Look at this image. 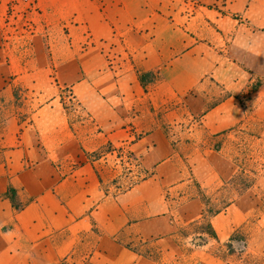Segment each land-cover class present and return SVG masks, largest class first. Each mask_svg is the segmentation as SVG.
<instances>
[{
  "label": "crops",
  "instance_id": "1",
  "mask_svg": "<svg viewBox=\"0 0 264 264\" xmlns=\"http://www.w3.org/2000/svg\"><path fill=\"white\" fill-rule=\"evenodd\" d=\"M8 1L0 0V18ZM37 1L52 20L66 23L69 41L63 53L49 56L40 29L32 36L33 56L6 55L0 61L2 78L10 75L5 71L9 64L22 62L25 67L20 80L31 79L35 85L44 79L53 90L46 102L35 108L28 126L10 115L1 122L0 231L8 223L9 232L4 236L9 242L0 244V264H58L62 259L69 264H182L186 252L179 234L182 228L201 225L205 204L198 196L178 204L171 200L184 197L191 180L205 192L219 190L229 170L216 168L201 152L190 154L188 164L178 170L167 139L159 130L152 132L140 75L157 71L165 60L158 42H147L143 28L133 26V17L166 12L154 10L150 0ZM135 36L139 37L137 43ZM117 43L122 51L112 49ZM107 49L115 52L111 61ZM52 80L58 86L53 87ZM67 86L105 133L92 129L80 137L72 130L57 94ZM131 130L139 133V138H133ZM124 141L152 176L117 194L104 192L91 164L71 168L64 175L50 163V158L84 160L85 152ZM9 186L18 192L16 205L2 197ZM231 210L227 205L208 218L216 234L211 238L214 242H223L232 231ZM57 231L65 232L59 243L51 235ZM134 240L154 244L159 250L157 258L129 248L127 242ZM40 246L44 251H35ZM86 246L89 251L76 250ZM198 256L200 264L209 260L220 264L211 251H198Z\"/></svg>",
  "mask_w": 264,
  "mask_h": 264
},
{
  "label": "rangeland",
  "instance_id": "2",
  "mask_svg": "<svg viewBox=\"0 0 264 264\" xmlns=\"http://www.w3.org/2000/svg\"><path fill=\"white\" fill-rule=\"evenodd\" d=\"M148 3L154 10L166 12L133 17V26L145 29L142 31L147 42H158L165 60L160 69L148 72L154 75L153 82L143 83L148 99L145 112L153 121L152 132L159 130L167 139L178 170L188 164L187 159L194 152H201L216 168L229 170L219 190L205 192L191 180L184 197L173 196L171 201L175 204L191 196H198L205 204L201 225L182 228L179 234L182 251L186 252L182 264H200L198 251L202 250L216 254L220 264H264V0ZM49 27L51 31H47ZM40 29L48 55L63 53L69 41L65 22L52 20L37 0H9L0 18V61L6 55L33 56L32 36ZM138 38L135 36L133 41L137 43ZM117 45L112 49L122 51L120 43ZM107 50V59L111 61L115 52ZM1 66L0 62V73ZM24 67L22 62L9 64L5 70L10 74L8 78L0 76V148L4 117L10 115L20 125L28 126L35 108L53 92L44 79L37 80L35 85L31 79L20 80ZM51 83L53 87L59 84L55 80ZM2 88L8 90L4 92ZM72 89L67 86L57 90L72 130L80 137L89 135L92 129L105 133L103 125L95 124V118L86 112ZM131 134L139 138V133L131 130ZM83 157L84 160L74 161L50 158V163L64 175L71 168L91 164L104 192L112 194L152 176L129 149L128 141L106 143L96 151L85 152ZM5 193L2 197L8 198ZM16 194L18 204L17 190ZM227 205L232 206V231L223 242H214L212 235L204 232H213L208 218ZM7 227L8 223H4V231H0L1 245L9 242L4 236L9 232ZM52 234L59 243L65 232ZM234 234L242 235L246 244L234 242V252H230L227 243ZM127 246L153 258H157L159 251L154 244L140 240L129 241ZM89 249L86 246L76 250ZM35 251L44 250L40 246ZM58 262L69 264L64 259ZM206 264L218 263L209 260Z\"/></svg>",
  "mask_w": 264,
  "mask_h": 264
},
{
  "label": "trees",
  "instance_id": "3",
  "mask_svg": "<svg viewBox=\"0 0 264 264\" xmlns=\"http://www.w3.org/2000/svg\"><path fill=\"white\" fill-rule=\"evenodd\" d=\"M153 76L154 75L152 73H144V74H141L140 75V81L142 83H144L145 81L153 80L154 79ZM5 195L9 198V200H10V202H11L12 205H16L17 204V202H18V200H17V194H16V190L14 188H9L8 191L5 193ZM197 226H200V224L199 225H196L195 227H197ZM204 232L210 233L212 235V237H216V234H215L214 231L213 232L212 231L211 232L204 231ZM234 242H243L244 244H246V241L242 237V235H240V234H234V235L230 236L229 241L227 243V247L230 250V252H234V247H233L234 246ZM180 245H181V243H180Z\"/></svg>",
  "mask_w": 264,
  "mask_h": 264
},
{
  "label": "built area",
  "instance_id": "4",
  "mask_svg": "<svg viewBox=\"0 0 264 264\" xmlns=\"http://www.w3.org/2000/svg\"><path fill=\"white\" fill-rule=\"evenodd\" d=\"M15 1H27V2H34L35 0H15Z\"/></svg>",
  "mask_w": 264,
  "mask_h": 264
}]
</instances>
